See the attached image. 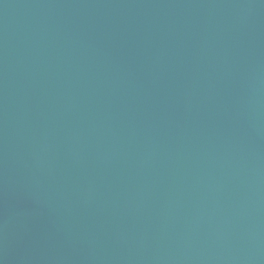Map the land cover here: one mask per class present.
<instances>
[{
  "label": "water",
  "instance_id": "obj_1",
  "mask_svg": "<svg viewBox=\"0 0 264 264\" xmlns=\"http://www.w3.org/2000/svg\"><path fill=\"white\" fill-rule=\"evenodd\" d=\"M0 264H264V0H0Z\"/></svg>",
  "mask_w": 264,
  "mask_h": 264
}]
</instances>
